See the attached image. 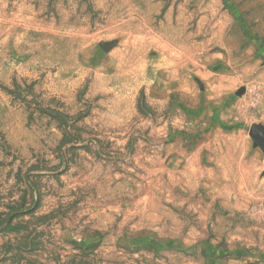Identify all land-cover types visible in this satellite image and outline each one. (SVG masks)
Returning <instances> with one entry per match:
<instances>
[{"label":"rangeland","instance_id":"obj_1","mask_svg":"<svg viewBox=\"0 0 264 264\" xmlns=\"http://www.w3.org/2000/svg\"><path fill=\"white\" fill-rule=\"evenodd\" d=\"M0 264H264V0H0Z\"/></svg>","mask_w":264,"mask_h":264},{"label":"crops","instance_id":"obj_2","mask_svg":"<svg viewBox=\"0 0 264 264\" xmlns=\"http://www.w3.org/2000/svg\"><path fill=\"white\" fill-rule=\"evenodd\" d=\"M226 107H227V105H226ZM217 117L219 118L218 113H217ZM224 125L225 126H220V124L218 125L219 128L217 129V131L215 133L216 139L215 138L214 139L217 140V137H220V136L223 137V140L222 141L217 140L215 145H216L217 149L220 148L222 151H225V152H222L219 149V153H221V154L218 155V153H217L216 157H217L218 161H220L221 163L225 162L228 164V162L231 163L232 161L233 162L238 161L239 163H243V159H244L243 156L244 155L241 152V148L239 147L240 145H237V146L235 145V142L237 141L236 138L240 137L241 141H244L242 148L245 150L246 147L249 146L248 145L249 142L246 139H243V137H244L243 133H242L243 130H240V128H242V127L239 125H232V124L228 125L227 123H225ZM236 132H237V134H235ZM228 138H230V139H228ZM217 152H218V150H217ZM237 153H238V155H236ZM248 158L251 159V157H248ZM239 160H241V161H239Z\"/></svg>","mask_w":264,"mask_h":264},{"label":"water","instance_id":"obj_3","mask_svg":"<svg viewBox=\"0 0 264 264\" xmlns=\"http://www.w3.org/2000/svg\"><path fill=\"white\" fill-rule=\"evenodd\" d=\"M104 49L106 50L107 47L104 46ZM260 129L263 130V128L260 127V126H254L253 129H252V135L258 138L257 134H258V131H259Z\"/></svg>","mask_w":264,"mask_h":264}]
</instances>
